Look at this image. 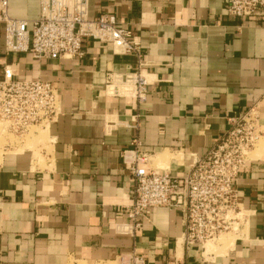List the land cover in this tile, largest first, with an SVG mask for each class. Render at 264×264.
<instances>
[{"label":"crops","instance_id":"crops-1","mask_svg":"<svg viewBox=\"0 0 264 264\" xmlns=\"http://www.w3.org/2000/svg\"><path fill=\"white\" fill-rule=\"evenodd\" d=\"M88 4L89 18L113 15L132 33L136 54L91 39L79 59L11 54L0 23V78L10 67L15 80L52 82L61 101L47 149L0 158V264L107 263L128 255L143 264H264V136L233 181L245 224L209 253L183 245L177 209L156 208L131 231L125 209L133 185L120 160L137 139L149 166L181 177L230 118L254 108L264 126V18L231 17L225 0ZM38 12L39 0H8L11 18L31 21ZM138 71L151 81L144 101L129 96L130 86L106 88L107 76Z\"/></svg>","mask_w":264,"mask_h":264},{"label":"built area","instance_id":"built-area-1","mask_svg":"<svg viewBox=\"0 0 264 264\" xmlns=\"http://www.w3.org/2000/svg\"><path fill=\"white\" fill-rule=\"evenodd\" d=\"M229 16L244 20L264 18V0H225ZM88 0H39V12L31 21L8 15V0H0V23L7 53H30L36 59H79L82 42L91 39L109 44L120 55L136 54L138 45L132 33L117 26L113 15L89 18ZM151 81L140 71L107 76L110 85L130 86V97L146 99ZM128 96V95H127ZM61 111L56 85L40 79L18 81L14 71L4 67L0 78V123L15 137H24L34 128H50ZM264 136L254 108L229 119V128L188 172L174 177L167 170L149 166L151 156L140 150L135 139L130 148L120 153L121 164L131 177L132 204L125 209L131 231L141 227L159 207L182 212L185 247L199 246L204 252L207 242L222 234L238 231L246 216L240 208L233 181L250 162L249 153ZM127 264H143L135 255L120 257Z\"/></svg>","mask_w":264,"mask_h":264},{"label":"rangeland","instance_id":"rangeland-1","mask_svg":"<svg viewBox=\"0 0 264 264\" xmlns=\"http://www.w3.org/2000/svg\"><path fill=\"white\" fill-rule=\"evenodd\" d=\"M49 135V131L48 130H36V133H32L30 136H26V137H15L12 135H9L6 133L5 131V126L0 123V158L3 155L4 152L7 151H16V152H20L22 150H32L34 151L36 154L39 155V150L40 148H46L49 147V143L47 141V133ZM259 143V142H258ZM257 144V143H256ZM261 145V143H260ZM256 147V145H255ZM254 147V148H255ZM249 159H254L251 158V154H249ZM154 169H157L158 167L156 165L154 166H150ZM233 235H221L218 239V241L213 243H210L208 245V250L207 253H209L211 251V249L216 248L217 246L220 245H224L226 243H231L233 240ZM70 264H127L124 261H121V259H118L115 262H107V263H83V262H72Z\"/></svg>","mask_w":264,"mask_h":264},{"label":"bare ground","instance_id":"bare-ground-1","mask_svg":"<svg viewBox=\"0 0 264 264\" xmlns=\"http://www.w3.org/2000/svg\"><path fill=\"white\" fill-rule=\"evenodd\" d=\"M123 86H127V85H123ZM39 129H41V128H34V129H32L28 134H26L24 137H26V136H30L32 133H36V130H39ZM42 130H48V128H46V129H42ZM49 131V130H48ZM7 133V132H6ZM46 133H47V131H46ZM8 134V133H7ZM47 135H48V133H47ZM258 142V141H257ZM263 145V144H262ZM258 148V147H257ZM254 150V149H253ZM252 150V151H253ZM252 151L249 153V154H251L252 153ZM229 234H233V235H235L236 236V234L234 233V232H230V233H226V234H222V235H229ZM221 236V235H220ZM219 236V237H220ZM219 237H217V238H215L214 240H211V241H209V242H207L206 244H205V246H204V250H205V252H207V248H208V245L210 244V243H213L214 244V242H216V241H218V239H219Z\"/></svg>","mask_w":264,"mask_h":264}]
</instances>
